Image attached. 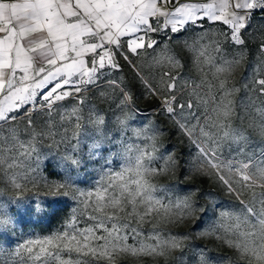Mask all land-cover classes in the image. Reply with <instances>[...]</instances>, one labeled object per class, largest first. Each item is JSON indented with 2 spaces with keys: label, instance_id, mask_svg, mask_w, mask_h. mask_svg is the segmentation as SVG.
<instances>
[{
  "label": "snow or ice",
  "instance_id": "obj_1",
  "mask_svg": "<svg viewBox=\"0 0 264 264\" xmlns=\"http://www.w3.org/2000/svg\"><path fill=\"white\" fill-rule=\"evenodd\" d=\"M31 8L30 15L17 19L9 17L7 21L0 22V183L18 193L16 197H10L8 203H19L22 199L19 194L24 192L36 191L39 195L38 190L42 188L44 196H67L77 206L71 210L61 228L43 237L23 240L17 248V255L23 248L29 253L31 264H92L88 257L107 255L109 247L117 242H132L150 253H163L168 247H181L183 257L184 250L193 247L184 242L192 238L196 229H203L197 234L209 236L239 253L251 251L264 257V159L256 162L252 157L244 156L229 163L222 158L218 146L219 132L213 135L210 123L201 126L198 105L191 100H169L178 87L187 83L183 73L161 74L167 95L156 108L161 116L166 115L173 121L178 133L192 137L190 146L194 147V151L183 162L177 156L160 155L163 163L157 165L155 172L161 174L169 167L181 166L191 175L199 172L201 166H206L212 169L209 179L221 187L224 195L251 192L247 203H239V212L217 204L216 198L209 195L207 205L214 209L215 218L206 221V206L193 199V196L197 197L199 188H193L184 195L161 199L159 193L164 187L148 183L138 171L127 175L125 170L113 171L115 174H107V182L98 181L94 190H83L65 181L46 179L40 171L39 159L25 166L24 161L32 157L36 146L31 140L19 139L16 132L17 118L25 116L30 109L34 115L27 117L26 129L33 128L41 116L54 122L63 107L61 102L68 98L72 99L74 106L71 113L64 115L79 127L81 115L76 106L83 107L89 100V97L81 95L83 92H91L105 100L112 98L116 111L122 114L116 115L115 119L121 126L127 127L129 114L124 110L129 108V100L135 104V98L123 75L124 69H135L136 60L143 55H151L154 61H171L183 66V61L168 45L161 49V43L155 39L156 34L182 36L185 30L199 27L201 30L196 31L199 38L191 44L185 41L188 50L197 60L213 63V66L215 62L227 63L221 55L225 45L237 50L247 48L246 36L250 34L255 13L260 11L264 16V0H141L130 12L109 13L110 20L104 18L108 9H98L95 0H33ZM37 21L45 24L53 21L57 26L61 23L71 25L72 30L62 40L50 39L47 32L30 39L26 34ZM208 21L213 22L223 41L203 43L207 37L203 25ZM77 35L78 40L73 38ZM210 50L219 57V61H214ZM256 51L264 56V37H261ZM134 75L144 93L149 96L158 94L157 87L139 69H135ZM253 84L258 94L264 96V76ZM229 94L225 91L224 97ZM224 97L217 104L218 118L221 112L227 113L228 105ZM261 112L264 113V109ZM95 123L98 126L105 123L98 112L95 113ZM215 127L219 128V125ZM219 131L224 137L231 135L227 124ZM162 132L155 123H150L147 129L134 130L136 136L146 137L143 142L148 145L144 149L146 155L149 149L156 151V136ZM66 159L76 162L72 156ZM149 161L156 163V157L148 155L145 161L151 168ZM225 169L227 173L237 172V177L231 178ZM253 179L261 181L258 192ZM4 191L0 187V196ZM113 201L123 203V214L102 215L100 210ZM8 203L0 201V227L19 224L9 214ZM138 205L143 207L142 216L136 212ZM197 210L201 215L188 232L169 233L159 229L146 232L139 227L143 217H150L153 213L164 216L175 213L178 219H183ZM29 215L43 219L47 212H42L36 204ZM129 216L133 217L132 221L127 219ZM196 247L198 250L194 253L193 264H214L209 249ZM0 264H17V261L14 258L0 259ZM219 264L242 262L224 255L219 258Z\"/></svg>",
  "mask_w": 264,
  "mask_h": 264
},
{
  "label": "trees",
  "instance_id": "obj_2",
  "mask_svg": "<svg viewBox=\"0 0 264 264\" xmlns=\"http://www.w3.org/2000/svg\"><path fill=\"white\" fill-rule=\"evenodd\" d=\"M252 23L251 29L253 30L249 29L252 35L246 36L247 48L237 50L230 45H225V51L221 55L227 63L215 62L214 66L213 63L197 60L187 52L185 41L191 44L197 40L199 36L196 31L201 30L199 27L185 30L182 36L156 34L155 39L161 43V49L164 45H168L169 49L183 61V66L173 64L171 61H154L151 55H143L136 60L135 69H139L140 73L157 87L158 94L155 96H149L143 92L135 79V69H124L123 75L129 82L135 98V104L133 105L132 100H129V108L124 110L129 114L127 127L121 126L115 119L116 115L122 114L116 111L115 101L112 98L105 100L98 95L94 96L91 92L81 93L89 97V100L83 107L76 106L80 109L81 115L79 127L64 115L66 112L71 113L74 106L71 98L61 102L63 107L54 122L47 121L46 117L41 116L35 121L33 128L26 129V119L33 116V112L18 117L16 121L18 138L31 140L36 146L32 157L24 161L25 166L34 164L39 159L40 171L46 179L65 181L83 190H94L98 181L107 182V174L114 175L113 171L125 170L126 174L132 173L122 167L123 160H125L127 165L133 167L139 165L143 171L141 176L147 179L148 183L164 187L159 193L161 199L167 196L184 195L193 188H199L198 201L208 203L209 195H212L216 198L217 204L239 212V203L248 202L251 196L250 191L234 196L224 195L221 187L209 177L198 179L195 183L193 180L189 181L187 169L181 166L169 167L163 173L156 174L157 165L163 163L159 159L160 155L177 156L183 162L194 151V147L190 146L189 137L178 133L173 121L169 120L166 115L161 116L156 105L162 103L163 97L167 95L164 82L160 79L161 74L164 72H171L173 75L183 73L187 83L184 84L182 81L184 86L178 87L169 100L176 99L181 102L191 100L198 105L201 126L207 122L213 125L210 129L213 135L219 132L218 146L222 158L236 161L248 156L256 162L264 159V113L261 112V109H264V96L258 94L253 84V81L264 76V56L258 55L256 51L261 37H264V27H261L264 25V16L256 12ZM203 27L207 31V37L203 40L204 44L215 40L223 41V37L219 35L213 22H207ZM257 31L261 33V36H254ZM210 55L213 56L214 61H219V57H216L211 50ZM229 65L239 67V73L233 78L222 71H217ZM225 91L230 92L226 97H224ZM221 97H224L228 107L226 115L221 112L218 118L217 104L221 101ZM96 112L104 118L103 125H96ZM150 123H155L163 132L156 136V151L152 152L149 149L146 155L144 149L148 145L143 143L146 137L136 136L134 130L147 129ZM216 124L219 128L227 124L231 135L224 137L223 132L215 127ZM6 135L9 134L6 133ZM148 155L156 157V163L149 161L151 168L148 163H145ZM68 156H72L76 162L73 163L72 160L66 159ZM0 187L5 189L3 195L0 196V201L8 203L10 197L18 195L16 191L9 189L3 183H0ZM260 190L261 186L255 189L257 192ZM38 191L39 195L36 191L24 192L19 194L22 196L19 203H8L9 214L18 220L19 224L13 223L11 226L0 227V249L3 250L0 259L14 258L17 264H31L29 253L20 248L19 255H17L15 245L18 248L23 240L29 237H43L61 228L63 222L71 214V210L77 206L70 197L44 196V189L41 188ZM33 201L41 207L42 212H47V216L43 219H39L36 215H29L30 209L36 206ZM203 205L208 210L205 220L210 222L215 218V211L210 205ZM100 211L106 216H121L124 205L120 201H113L104 205ZM127 219L132 221L133 217L129 216ZM139 227L141 228L140 225ZM152 229L157 228L150 227L149 231ZM159 230L179 233V231H168L165 227ZM9 240L12 241L11 244L8 243ZM118 243L109 247L107 255L92 256L88 259L92 261V264H193L194 253L198 250L196 246L201 247L200 243L185 241L184 243L193 247L184 250L183 257H181L182 248L177 247L164 256L134 259L122 253L123 251L121 252L117 247ZM122 247L134 249L138 246L132 242H125ZM203 248L210 250L214 264H219V258L224 255L231 256L242 264H264V257L253 254L251 251L239 253L228 249L213 238L206 240V246Z\"/></svg>",
  "mask_w": 264,
  "mask_h": 264
},
{
  "label": "rangeland",
  "instance_id": "obj_3",
  "mask_svg": "<svg viewBox=\"0 0 264 264\" xmlns=\"http://www.w3.org/2000/svg\"><path fill=\"white\" fill-rule=\"evenodd\" d=\"M257 13L259 15H261L260 11H257ZM251 30H253V29H251ZM249 33H250V30H249ZM249 35H252V34H249ZM254 36L259 37V36H261V33L259 31H257L256 34H254ZM187 52L191 56L196 58L193 55V53L188 50V48H187ZM224 69L225 70L222 72L231 78H233L237 73H239V67L237 65H232V66L229 65ZM31 112H32V110L30 109L28 113H31ZM189 139L191 140L192 137H189ZM227 161L229 163L236 162L234 160H227ZM122 167L128 171H131L132 173H136L137 171L140 172L141 174L143 173L142 168L139 167V165H136V167H133L131 165H127L125 163V160H123ZM225 171H226V174H229L230 177L233 179H235L238 175V173L235 171H233L231 173H227V169H225ZM210 174H212V169H209L206 166H201L199 172L192 173L191 175H189V173H188L187 177H188V180L191 181V180H198L201 178L209 177ZM252 183L256 184L257 186H261L260 180L253 179ZM136 211L140 216L143 215V207L142 206L138 205L136 208ZM174 214L175 213H170L168 216H164V215H156L155 213H153L150 217H143L142 222L139 225L145 231H149L150 227H156L157 229H161V228L165 227V228H168V231H179V233H184L183 229L177 226L178 220ZM200 231H203V229H196V231L193 232V234H192V238L186 242H188V243H192V242L200 243L199 245H201V247H205L206 246V240L205 241L197 240V235H198L197 233H199ZM117 247L120 248L121 252L123 251L122 253H124L128 257H131L134 259H143L145 257L156 258L157 256H164V255H167V253L169 251H174L177 248V247H168L163 251V253H160V252L150 253V252H147V251L139 248V246L137 248H134L135 250H133L130 248H123L122 244L118 243ZM15 249H17L16 245H15Z\"/></svg>",
  "mask_w": 264,
  "mask_h": 264
},
{
  "label": "crops",
  "instance_id": "obj_4",
  "mask_svg": "<svg viewBox=\"0 0 264 264\" xmlns=\"http://www.w3.org/2000/svg\"><path fill=\"white\" fill-rule=\"evenodd\" d=\"M37 2H39V0H37ZM32 3L33 0H11V2H0V22L7 21L9 17L17 19L21 16L30 15L33 11L31 8ZM95 3L98 9H108L104 18L110 20L112 17L109 13L121 10L130 12L135 5L141 3V0H95ZM142 10L143 9H141V11ZM89 11H91V9H89ZM71 30V25H63L61 23L57 26L53 21L46 24L37 21L35 27L30 29L29 33L26 35H28L30 39H35L43 35L44 32H47L50 39L62 40L65 35H68L71 32ZM73 38L77 40L79 39L78 35ZM8 47H11L10 43L8 44Z\"/></svg>",
  "mask_w": 264,
  "mask_h": 264
},
{
  "label": "clouds",
  "instance_id": "obj_5",
  "mask_svg": "<svg viewBox=\"0 0 264 264\" xmlns=\"http://www.w3.org/2000/svg\"><path fill=\"white\" fill-rule=\"evenodd\" d=\"M193 182L195 183V182H197V180H193ZM199 182H201V181L199 180ZM193 199L197 200V197L193 196ZM197 202L200 203V204H207L204 201H198L197 200ZM200 215H201L200 211L197 210L195 212H192L191 214L185 215V217L183 219H178L176 217L177 220H178V225L177 226L182 228L184 232H188L192 228V226L196 223V221H197V219L199 218ZM208 239H211V237L206 236V235H197V240L205 241V240H208Z\"/></svg>",
  "mask_w": 264,
  "mask_h": 264
}]
</instances>
